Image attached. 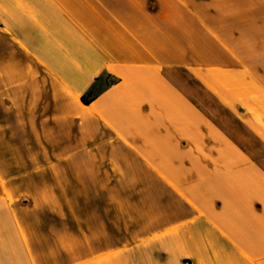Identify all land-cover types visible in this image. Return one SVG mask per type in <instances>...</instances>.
Segmentation results:
<instances>
[{"label":"crops","instance_id":"crops-1","mask_svg":"<svg viewBox=\"0 0 264 264\" xmlns=\"http://www.w3.org/2000/svg\"><path fill=\"white\" fill-rule=\"evenodd\" d=\"M101 196L158 228L58 219ZM34 210L64 264H264V0H0V264H59Z\"/></svg>","mask_w":264,"mask_h":264},{"label":"rangeland","instance_id":"rangeland-1","mask_svg":"<svg viewBox=\"0 0 264 264\" xmlns=\"http://www.w3.org/2000/svg\"><path fill=\"white\" fill-rule=\"evenodd\" d=\"M95 198H98V196H94ZM105 197L106 201L104 203V207H106L105 210H98V209H89L86 211L82 210H74V211H66L63 210L59 212L58 219L67 220L75 224V227L73 228L75 231L80 230V228L77 227V225H81V221L83 220L85 224H89L90 230L92 234H99L105 233V237L107 239L112 238L114 235L110 231L113 228V221L116 219L121 224L122 227V238H129L130 235L136 236L138 233H148L151 231H154L158 228L156 225H149L150 222L156 223L155 214L154 212L149 211L146 215L145 210L143 211H135L130 210L129 205V196H122V210L118 212H114L113 210H108L107 206V200L110 196H101ZM63 202H65V196H63ZM103 206V205H102ZM28 217L31 219H38L41 223H36L37 225L33 228V235L37 236L38 239H40L38 242V248L41 247L43 249V253H49L52 251L54 253V247L55 244L53 242L51 243L50 235L56 233L59 234V238H61V241L58 242L57 250H58V258H59V264H64L69 262V259H65V247L66 242L65 238L61 237L62 231L65 229V222L59 223V226H52V232H50V222L56 223L55 214L48 211V210H34L29 211L27 213ZM63 224V226H60ZM77 227V228H76ZM42 235V236H41ZM56 251V249H55ZM57 254V253H56ZM49 261V260H47Z\"/></svg>","mask_w":264,"mask_h":264},{"label":"trees","instance_id":"trees-1","mask_svg":"<svg viewBox=\"0 0 264 264\" xmlns=\"http://www.w3.org/2000/svg\"><path fill=\"white\" fill-rule=\"evenodd\" d=\"M108 83L107 79L104 78H95L93 84L90 86V88L81 95L80 100L83 104H88L90 103L95 95L98 93V91L102 88L104 84Z\"/></svg>","mask_w":264,"mask_h":264}]
</instances>
